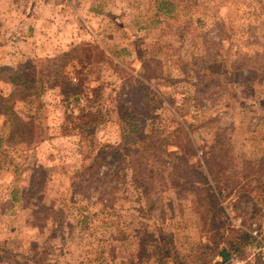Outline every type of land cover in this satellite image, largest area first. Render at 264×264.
<instances>
[{"label": "rangeland", "instance_id": "obj_1", "mask_svg": "<svg viewBox=\"0 0 264 264\" xmlns=\"http://www.w3.org/2000/svg\"><path fill=\"white\" fill-rule=\"evenodd\" d=\"M10 2L7 30L21 40L8 66L88 43L107 58L92 51V66L73 75L96 103L65 102L60 89L18 99L10 106L26 133L16 138L0 113V264H255L264 0ZM143 59L152 101L137 88ZM13 91L0 82L1 95ZM79 107L101 114L94 136L78 128ZM133 115L142 133L122 142ZM147 133L158 155L142 159L136 178L128 154L151 145ZM187 135L195 153L185 152ZM93 139L119 147L110 169L92 168Z\"/></svg>", "mask_w": 264, "mask_h": 264}, {"label": "trees", "instance_id": "obj_2", "mask_svg": "<svg viewBox=\"0 0 264 264\" xmlns=\"http://www.w3.org/2000/svg\"><path fill=\"white\" fill-rule=\"evenodd\" d=\"M262 7L263 5H261L260 8ZM92 51H97V55L101 56V60H103V58H107L104 57L106 55L105 52L102 49H99L97 45L88 43L82 47L73 48L70 51L64 52L56 57H48L36 62L22 63L16 67L8 65L0 66V82L9 83L14 87V91L9 97H5L0 94V113L9 116L12 133L15 138L17 136L23 137L26 133V127L10 106V104L18 99H28L32 97L39 98L51 89H60L65 102H71L77 105L79 104L80 106V103L83 101L82 99H84L89 106L96 103L97 95L93 94L92 96L88 94L86 91L85 81H81L78 77L73 76L79 74L78 67L81 65L87 64L90 67L92 66ZM143 62L144 72H141L139 75L144 81L136 78L138 81L137 88L145 93V97L142 98L143 101H152L153 97L149 93L150 87L147 83L152 80L153 75L148 73V70H145V66L147 64L146 59H143ZM115 68L116 71L121 74L126 72L125 69L120 68L118 65H115ZM135 100L136 99H132V102L135 103ZM136 104H138V102L135 103V105ZM130 120V129L129 131L128 129L124 131V137L122 138V142L125 143L127 140L140 135L143 129L141 123L137 121L136 116L133 115ZM75 121L77 122L80 131L87 136H94L96 130L102 124L101 114L94 110H89L86 107H79V114L75 117ZM145 125L146 123L144 122L143 126ZM180 127L182 130H185L181 123ZM150 136L151 135L147 133L143 137V139H145L144 143H147V140H149L151 145H149V147H143L144 150L142 153L135 152L133 156L128 154L132 163V170L136 178L139 177L138 164H141L142 159H154L158 155V147L153 143V139H151ZM187 137L189 140L188 144L190 146L187 147L185 152L191 150L192 153H195V145L192 143L188 135ZM144 143L142 142V144ZM172 145L179 147L178 143H173ZM89 147H91L93 152L97 151L95 157L96 165L92 166L93 169H95L98 165L99 167L105 166L109 169L112 167L114 159L117 158L115 150L119 149L118 146L109 144L99 147V144H97V142L93 139ZM163 152L165 155H171L174 153L165 150ZM202 173L203 170L201 171V175ZM205 181L208 183L207 178H205ZM224 256L225 258H228L227 254Z\"/></svg>", "mask_w": 264, "mask_h": 264}, {"label": "crops", "instance_id": "obj_3", "mask_svg": "<svg viewBox=\"0 0 264 264\" xmlns=\"http://www.w3.org/2000/svg\"><path fill=\"white\" fill-rule=\"evenodd\" d=\"M10 0H0V61L1 64H9V59L5 54L16 49L15 44L19 43L21 38L18 36L17 31L7 30V20H11L13 17V11L11 14L8 12L9 6H11ZM13 10V6H11ZM5 56V59H4Z\"/></svg>", "mask_w": 264, "mask_h": 264}, {"label": "built area", "instance_id": "obj_4", "mask_svg": "<svg viewBox=\"0 0 264 264\" xmlns=\"http://www.w3.org/2000/svg\"><path fill=\"white\" fill-rule=\"evenodd\" d=\"M241 221V220H240ZM250 238L253 241L252 251L254 258L253 263L264 264V230L259 223H251V228L248 231Z\"/></svg>", "mask_w": 264, "mask_h": 264}]
</instances>
